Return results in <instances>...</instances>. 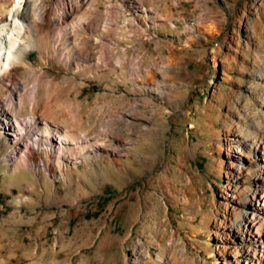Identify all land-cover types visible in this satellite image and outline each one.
<instances>
[{
    "label": "rangeland",
    "instance_id": "rangeland-1",
    "mask_svg": "<svg viewBox=\"0 0 264 264\" xmlns=\"http://www.w3.org/2000/svg\"><path fill=\"white\" fill-rule=\"evenodd\" d=\"M42 2L53 20L62 0ZM71 20L87 62L48 54L38 21L35 75L0 77L50 97L19 112L36 122L27 166L0 130V264H219L232 198L258 173L229 139L258 125L264 138V0H86ZM54 126L89 141L33 143Z\"/></svg>",
    "mask_w": 264,
    "mask_h": 264
},
{
    "label": "bare ground",
    "instance_id": "bare-ground-1",
    "mask_svg": "<svg viewBox=\"0 0 264 264\" xmlns=\"http://www.w3.org/2000/svg\"><path fill=\"white\" fill-rule=\"evenodd\" d=\"M82 2L85 3L86 0L76 2L62 0L59 13L50 21L47 19V14H44L46 10L42 0H15L13 6L11 0H0V77L14 71L17 65L24 68L23 79L27 80L35 75L32 65L28 64L23 56L24 51L32 45L38 48V36L33 30V26L38 21L44 23L49 21L52 25L48 54H58L59 59L66 65H69L73 58L76 68L80 66V63L87 62L88 56L76 53L74 36L78 25L75 26L71 20L73 8ZM79 25L88 30L92 29L89 24L79 22ZM68 40L70 42L66 43ZM13 80L15 82H12L11 86L0 83V130L15 144L10 157L19 156L17 162L27 166L30 155L25 150L28 146L26 143L28 137L24 136V131L27 126H32L36 122L34 117L20 119L19 112L24 105L32 112H37L43 106L47 108L46 104L48 106L50 97L46 88L39 85L37 80H34V85L29 91L26 90L25 82L16 78ZM39 89L42 90L41 94ZM41 123L46 130H50L48 122L42 121ZM260 127L261 125H258L257 131L252 132L251 136H249L250 133L244 136L233 135L229 139V143L237 145L236 160L255 167L258 173L253 179L255 189L249 196L238 191L232 198L235 208L233 207L234 212L228 219V225L225 226L227 231L225 233L231 241L227 250L222 253V260L219 264H264V213L260 209L264 206V138L258 134ZM54 129L53 134L33 132V143L41 141L43 146H52L56 141H65L67 145L79 146L89 141L82 136L66 134V131H60L57 126H54ZM250 141L255 143L254 148L250 146ZM100 148L113 152L109 146L107 148L101 143L92 145L89 152L92 153ZM242 156L247 157V160ZM245 160L247 163L244 162ZM237 168V174L243 173L244 175L250 171L247 167Z\"/></svg>",
    "mask_w": 264,
    "mask_h": 264
}]
</instances>
